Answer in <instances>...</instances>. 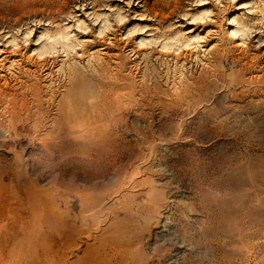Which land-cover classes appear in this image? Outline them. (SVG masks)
Listing matches in <instances>:
<instances>
[{
	"label": "rangeland",
	"instance_id": "obj_1",
	"mask_svg": "<svg viewBox=\"0 0 264 264\" xmlns=\"http://www.w3.org/2000/svg\"><path fill=\"white\" fill-rule=\"evenodd\" d=\"M0 264H264V0H0Z\"/></svg>",
	"mask_w": 264,
	"mask_h": 264
},
{
	"label": "bare ground",
	"instance_id": "obj_2",
	"mask_svg": "<svg viewBox=\"0 0 264 264\" xmlns=\"http://www.w3.org/2000/svg\"><path fill=\"white\" fill-rule=\"evenodd\" d=\"M235 33V32H234ZM56 53L55 46H48L43 49V53L40 55L41 57L44 55H53Z\"/></svg>",
	"mask_w": 264,
	"mask_h": 264
}]
</instances>
